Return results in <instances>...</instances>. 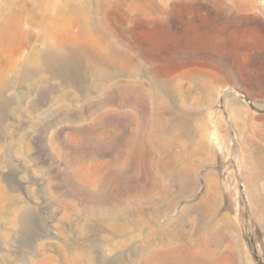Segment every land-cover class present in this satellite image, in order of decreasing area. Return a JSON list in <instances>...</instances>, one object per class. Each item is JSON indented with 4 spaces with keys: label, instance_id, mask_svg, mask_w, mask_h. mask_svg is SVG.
<instances>
[{
    "label": "rangeland",
    "instance_id": "obj_1",
    "mask_svg": "<svg viewBox=\"0 0 264 264\" xmlns=\"http://www.w3.org/2000/svg\"><path fill=\"white\" fill-rule=\"evenodd\" d=\"M58 53L74 74L54 73ZM125 88L149 97L144 167L109 163L137 129ZM152 92L172 108L164 131ZM208 248L264 264V0H0V264Z\"/></svg>",
    "mask_w": 264,
    "mask_h": 264
},
{
    "label": "bare ground",
    "instance_id": "obj_2",
    "mask_svg": "<svg viewBox=\"0 0 264 264\" xmlns=\"http://www.w3.org/2000/svg\"><path fill=\"white\" fill-rule=\"evenodd\" d=\"M113 3V2H112ZM214 37V36H213ZM212 37V38H213ZM214 39V38H213ZM212 39V40H213ZM209 40V39H208ZM211 39H210V41H212ZM215 41V40H214ZM203 43H204V41H203ZM220 43H221V40H220ZM223 44V43H222ZM207 45V44H206ZM218 45H219V43H212V48H217L218 47ZM224 46V45H223ZM208 48V47H207ZM221 48V47H220ZM224 49H225V46H224ZM215 50V49H214ZM217 50H219L218 48H217ZM57 56L59 55V53L58 54H56ZM61 56V55H60ZM55 57V56H54ZM53 60V59H52ZM208 61V60H207ZM206 61V62H207ZM204 62V61H203ZM203 64V63H202ZM209 64V63H208ZM213 64V63H212ZM215 64V63H214ZM208 66V65H207ZM77 67H78V65L76 66L75 65V61H73L72 60V58H70V57H68V56H63L62 55V57H56L55 59H54V70H55V74L56 75H64V76H67L68 74H74V73H72V72H74V71H76L77 70ZM209 67V66H208ZM210 68V67H209ZM211 68H213V67H211ZM78 71H79V68H78ZM215 71V70H214ZM160 73V72H159ZM76 75L78 74V73H75ZM213 74H215V73H213ZM75 75V76H76ZM80 76H82L83 75V73L82 74H79ZM158 75V74H157ZM156 76V75H155ZM163 76V75H162ZM78 77V76H77ZM83 77V76H82ZM167 77V76H166ZM84 79V78H83ZM159 79H162V77L161 78H159ZM156 80H158V79H156ZM70 82V81H69ZM159 82V80L156 82V83H154V87L156 88V87H159L161 90H163V92H168V91H170L169 89H170V85H169V82L167 81V79H166V81L164 82V81H162L163 82V84L161 85V86H159L157 83ZM100 85V84H99ZM152 88H153V85H152ZM97 89H98V87H97ZM154 92H155V90H154ZM166 92V94H168ZM171 92V91H170ZM152 94H153V92H152ZM164 93H162V95H163ZM171 95V94H170ZM121 96H122V98H123V103H124V105L125 106H131L132 104L133 105H136L137 106V110L139 111V115L137 116V117H135V118H133L132 116H130V114L128 115H126L125 117H124V119L123 120H125L126 122H127V129L129 128V126L132 124V123H134V122H136L135 123V125L137 124V129L134 131V132H132L131 131V133L133 134V136H135L134 137V139H132V137H131V139H128V140H126L124 143H125V154L123 155V153H118L117 155L119 156L118 157V159L117 160H114V161H111V162H109L111 165H116L117 163H119L120 164V162L121 163H123L124 165H126L127 167H133V166H139V167H144V166H147L148 164H149V158H150V154L148 153V151H147V149L145 148L146 147V145H147V143H146V141L143 139V135H142V133H143V127H144V125L145 124H147V123H145L144 122V120H145V117L148 115V108H147V106H146V100H147V98H149V97H146V95H145V93H144V91L142 90V89H140L139 88V90L137 89L136 91H129V89L128 90H126V88L121 92ZM168 96V95H167ZM152 98V100L151 101H153V105H154V111H153V113H151L152 114V117H151V115H149L151 118H152V120H150L151 122L150 123H154L153 125L155 126L156 125V127H158V131H162L164 128H166L167 126H168V124H169V120L170 119H168L167 118V115L169 116V115H171L172 113V108H170V106H169V104H168V100H166V99H163V97H160L159 96V93L158 92H156L155 94H153L152 96H151ZM121 98V99H122ZM203 100V99H202ZM106 101V103L108 102V100L106 99L105 100ZM104 102V101H103ZM103 102H101V103H103ZM104 104V103H103ZM106 105V104H105ZM153 110V109H152ZM148 116V117H149ZM171 117V116H170ZM150 118V119H151ZM116 121V120H115ZM125 121H123L124 123H126ZM147 121V120H146ZM110 122V121H109ZM112 122V121H111ZM121 122V121H120ZM113 123V122H112ZM116 123H117V121H116ZM114 124V123H113ZM107 125V124H106ZM110 125H112V124H110ZM123 125V124H122ZM103 126H105V125H103ZM121 126V125H120ZM149 126H151V124L149 125ZM179 126V125H178ZM101 127V126H100ZM112 127H114L115 128V126H112ZM117 127H119V126H116V129H118ZM121 127H125L124 125L123 126H121ZM121 127H119V128H121ZM125 127V128H126ZM147 127V126H146ZM170 127V126H169ZM181 127V126H180ZM105 128H111V126L110 127H105ZM98 129V128H97ZM105 130V132L106 131H108V130ZM126 129V130H127ZM120 130V129H119ZM130 130H131V128H130ZM134 130V129H133ZM155 130H156V128H155ZM154 130V131H155ZM112 131V130H111ZM110 131V132H111ZM113 131H116V130H113ZM112 131V132H113ZM164 131V130H163ZM184 131H186V130H184ZM104 132V131H103ZM104 132V133H105ZM149 132H150V130H149ZM183 132V131H182ZM100 133V132H99ZM109 133V132H108ZM114 133V132H113ZM116 133V132H115ZM158 133V132H157ZM185 133V132H184ZM101 134V133H100ZM161 134V133H160ZM107 135V134H106ZM109 135V134H108ZM129 136V135H128ZM128 138H130V137H128ZM124 145V144H123ZM103 150V149H102ZM104 151H106V150H104ZM118 152V151H117ZM122 152V151H121ZM107 153V152H106ZM109 153H111V152H109ZM108 154V153H107ZM110 164H108L109 166H110ZM112 167V166H111ZM117 175V174H116ZM119 175V174H118ZM121 175V174H120ZM122 176V175H121ZM121 176H120V179H121ZM115 179V178H114ZM118 180V179H117ZM114 181H116V179L114 180ZM119 181V180H118ZM141 181H143L144 182V180H141ZM140 183H142V182H140ZM138 185V184H137ZM147 187H149L147 184L146 185H141V187L140 188H142V189H146ZM180 188H179V193L180 194H182V195H187V194H192L193 193V190H192V186H191V183H188V182H186V181H183V184L181 185V186H179ZM106 191H107V189H106ZM144 191V190H143ZM27 223H28V219H27V217H26V215L23 217V225H27ZM217 232V231H216ZM215 231H213L212 232V234H211V236L210 235H208V236H210V237H208L209 238V241H211L213 244H215V246H216V248L217 247H219V243H220V236H221V234L219 235V232L218 233H216ZM190 233V232H189ZM188 234V233H187ZM191 234V233H190ZM209 234V233H208ZM207 235V234H206ZM189 236V235H188ZM168 238V237H167ZM224 240V239H223ZM207 244H209V243H205V245H207ZM211 244V243H210ZM218 245V246H217ZM208 246V245H207ZM208 247H210V245L208 246ZM206 248L207 247H205L204 249L206 250ZM211 249H213V248H208L207 249V251L205 252V254H204V252H203V254L204 255H200L201 253H202V251H201V253L199 252V254L197 255V254H195V253H189L188 255H186L184 258H182V259H179V258H177L178 256V254H177V252L178 251H176V250H172V249H168V250H164V251H162V250H157V251H155L154 252V257H155V264H219L218 263V261H219V259H217V257H219L218 256V254H219V252H218V254H216V250L218 249H216L215 250V248H214V250H211ZM230 249V248H229ZM200 255V256H199ZM216 255H217V257H216ZM183 257V256H182ZM181 258V257H180ZM221 258V257H220ZM230 258L233 260L234 258L230 255ZM234 261V260H233ZM103 264H108V263H103Z\"/></svg>",
    "mask_w": 264,
    "mask_h": 264
}]
</instances>
